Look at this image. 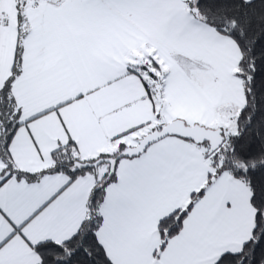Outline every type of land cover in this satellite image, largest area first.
<instances>
[{
	"label": "snow or ice",
	"instance_id": "1",
	"mask_svg": "<svg viewBox=\"0 0 264 264\" xmlns=\"http://www.w3.org/2000/svg\"><path fill=\"white\" fill-rule=\"evenodd\" d=\"M0 264H264V0H0Z\"/></svg>",
	"mask_w": 264,
	"mask_h": 264
}]
</instances>
